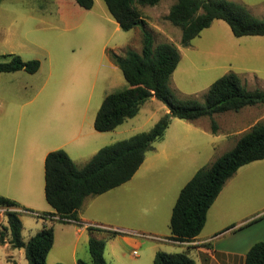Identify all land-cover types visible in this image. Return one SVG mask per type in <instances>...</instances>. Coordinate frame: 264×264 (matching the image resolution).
Wrapping results in <instances>:
<instances>
[{"label":"rangeland","instance_id":"1","mask_svg":"<svg viewBox=\"0 0 264 264\" xmlns=\"http://www.w3.org/2000/svg\"><path fill=\"white\" fill-rule=\"evenodd\" d=\"M232 1L244 4L255 16L264 18V0ZM174 2L161 0L155 6H141L144 24L126 31L113 19L104 0H94L91 9L79 6L74 0H0V55L14 53L25 61H40L39 70L33 74L24 70L0 72L1 195L22 200L27 196L36 206L29 207L31 213H42L49 208L44 194L47 152L63 149L82 167L100 148L148 131L160 118L169 115L167 106L153 97L134 117L114 130L100 132L94 128L105 96L128 86L120 68L111 61L110 53L141 51L143 30L153 34L154 45L168 42L178 47L181 59L170 78V86L181 99L203 103L209 87L230 72L239 75L249 90L264 89V36L236 37L224 21L214 20L190 46L183 47L181 29L167 18ZM168 118L170 123L163 137L154 143L157 149L165 148L157 161L159 168L133 180L127 188L99 198L104 206H91L88 215L97 217L96 220L106 218L109 224L135 226L137 232L146 235L170 236L169 217L181 188L199 169L210 166L230 150L240 134L264 121V103L215 114L218 127L233 132L228 137L214 138L213 142L207 136H186L181 128L187 121ZM196 123L201 128H211L210 117H201ZM77 132L84 136L74 138ZM11 145L15 147V182L8 185L2 176L6 160H11L10 149L5 147ZM147 154L151 156L150 151ZM249 165L241 167L233 184L240 188H233L238 203L247 204L239 206V212L231 214L233 218L251 216V210L264 202V182L246 178L248 173L264 174V161ZM215 207L209 210L205 229L215 221L212 220ZM19 212L23 236L27 237L33 234L40 220L30 212ZM252 216L244 230L264 231V211ZM55 226L57 231L58 227L65 228L57 233L50 255L60 263L72 264L75 257L71 256V243L75 240L76 227L57 221ZM127 235L142 242L141 247L132 243L120 246L124 252L122 259L133 264L144 261L146 246L151 243L161 244L167 252H182L179 245ZM77 256L79 260L90 261L87 244L78 247ZM104 256L109 264H119L108 247ZM23 257L18 264H28Z\"/></svg>","mask_w":264,"mask_h":264},{"label":"trees","instance_id":"2","mask_svg":"<svg viewBox=\"0 0 264 264\" xmlns=\"http://www.w3.org/2000/svg\"><path fill=\"white\" fill-rule=\"evenodd\" d=\"M74 1L85 9L94 6V0ZM160 1L104 0L113 19L126 31L144 24L141 6H155ZM167 18L181 29L183 47L190 46L214 20L224 21L236 37L264 36V18L255 16L247 6L232 0H175ZM110 59L120 68L128 86L103 99L94 121V128L100 132L114 130L134 117L152 97L162 101L172 117L187 121L210 117L213 133L218 130L215 114L237 112L244 107L264 103V89L249 90L234 72L218 78L209 87L203 103L179 98L170 86V78L180 62V51L168 42L154 45L153 34L148 30H143L141 51L129 49L124 55L111 52ZM39 68L37 59L25 61L13 53L0 56V72L24 70L33 74ZM168 116L160 118L148 131L100 148L82 167L63 149L48 152L45 157V197L55 214L77 219V212L86 199L128 182L144 162L146 154L154 150V143L163 137L170 123ZM262 159L264 121L244 132L233 148L210 166L199 169L183 186L172 210L170 237L177 241L197 237L226 182L240 167ZM0 207L7 208V224L0 226V244L9 242L14 249H24L28 264H48L47 256L55 239L53 226L42 228L25 241L20 212L12 209L18 208L19 204L0 195ZM109 233L114 236L120 234ZM88 249L90 261L78 260L76 264H109L104 256L105 240L92 237ZM152 264H195V260L187 252L159 250ZM245 264H264V241L255 243L248 250Z\"/></svg>","mask_w":264,"mask_h":264},{"label":"crops","instance_id":"3","mask_svg":"<svg viewBox=\"0 0 264 264\" xmlns=\"http://www.w3.org/2000/svg\"><path fill=\"white\" fill-rule=\"evenodd\" d=\"M9 54H11V53H9ZM3 55H6V54H2L0 56H3ZM168 112H169V110L167 109V113ZM221 120H223V119H221ZM197 121H198V119L194 120V121H187L188 124L185 127L183 126V128H181V131H183L186 136L193 134L196 138H200L201 136H207V137L213 138V139H211L212 142H213L214 138H220L221 136L228 137L230 135L228 133L233 132V131H231L233 129H231L229 132L228 131L226 132V130H222L221 127L220 128L218 127L217 132L213 133L210 127L201 128L200 126H198L196 123ZM248 126H250V125H248ZM83 136H84L83 133L77 132V134L74 136V138L83 137ZM240 136H241V134H240ZM238 139H239V137L236 139V142ZM8 148L10 149V152H11V156H10L11 160L8 162L6 160L5 171H4V174L2 176V179H4L5 182L8 185H10V184H13L15 182V178H14V150H15V147H14V145L5 147V149H8ZM164 150H165V148H161V147H160V149L154 148V150L150 151L151 156H148V154H146L144 162L142 163L140 168L137 170V172L134 174V176L128 182H126V183H124V184H122V185H120V186H118L112 190H109L103 194H100V195L95 196V197H89L88 199H86V201L83 203L82 207L77 212V219H74V220L79 221V222L99 223V224H103V225H106L109 227H119L125 231L137 232L138 228H136L135 226H132V225L131 226L130 225L124 226L126 224H122V223L109 224L110 222H106V220H107L106 218H101L100 220H96L97 217H93L91 215H88V211H89V208L93 205L95 206V204L104 206V204H101L99 202L101 200L99 198H103L104 196L111 194V192H113L119 188H127L128 186H130L129 184H131V182H133V180H137V179L145 176V174H147L148 172L152 174L154 170L159 168L157 161H159L160 154ZM29 154L30 153L27 154L28 157H29ZM28 157L26 160H28ZM213 157L214 156L210 157V159H212ZM261 161H264V159L258 160V162H261ZM254 162H257V161H254ZM254 162L249 163L251 165L247 164L246 166H248V165L253 166L252 164ZM239 170H241V167L226 182L223 189L221 190V192L217 196L214 204L211 206V208L213 206L214 207L216 206L215 207L216 208L215 209L216 215H215V218L213 217L212 220L215 219V221L209 229H205V228H207L206 226H207L208 221H209V211H208L207 221L205 224L206 226H204L202 232L197 237H195L194 239L189 240V241H177V240L172 239L170 237L171 236L170 235V236L166 237L170 241H164V242L172 244V245H176V246L179 245L178 247H181L180 251L187 252L195 260V264H245V257H246L248 250L255 243H257L259 241H264V231H260L259 233H255L254 231H245L244 228L249 226V224H247V223H249L250 220L252 219V217H254V216H252L253 213H255V215H259L260 213H262L264 211V202L261 205H258L256 208H253L251 210V212H252L251 216L246 217L245 215H247V214H244L243 216H236L234 218L232 217L231 214H233V212L234 213L239 212V210H238L239 206H246L247 205L245 202H242L239 204L238 203L239 198H237L233 192V188L240 189L238 185H233L238 174H239L238 173ZM44 178H45V174H44ZM246 178H247V181L260 182V183L264 182V174L254 175V174L248 173ZM250 184L254 185V183H250ZM250 184L248 183V185H250ZM231 191H232V193H230ZM44 194H45V183H44ZM6 197L13 199L14 201H16L19 204L18 208H12V209H15L17 211L24 210L26 212L31 213L32 211L29 210V207L30 208L36 207L34 200L27 198V196H25L24 200H22L21 198H16V197H11V196H6ZM91 198H92V200H91ZM230 200H231V202L233 201L231 205H230V203H228ZM247 203H249V202H247ZM174 204L172 206V210H173ZM235 204H236V206L234 207ZM229 205H230V207H229ZM25 207H28V209ZM83 207H84V209L82 210ZM47 208H46V210H43L42 213L55 214L54 209L50 205H49V208L48 209ZM211 208L209 210H211ZM6 209H7L6 207H0V226L7 224V218L5 216ZM172 210H171V212H172ZM253 211H255V212H253ZM31 214H34V213H31ZM170 218H171V216L169 217V220H170ZM38 219L40 221H39V224L36 226L35 231L33 232V234H28L27 237L23 236V222H22L23 239L25 241H28L34 234H36L42 228H44L46 226L47 227L53 226L54 234H55V239H54V245H55L57 242V233L59 235V231H64L63 228H65V227H58V231H57V228L55 226V222L57 220L56 221L55 220H44L41 218H38ZM57 222L72 223L73 226L76 227V232L74 234L75 240H73L71 243V245H72L71 256L75 257L74 261L71 262L72 264H76L77 261L79 260L78 258H76V257H79V256H77L78 247H80V245H82V246H84L85 244L88 245L89 240L92 237L105 240L106 241V248L107 247L109 248V250L111 251V256L114 257V259H116V261L119 264H133L132 262H129L127 260L122 259V257H124V252L122 251V249L120 247L121 245L132 243L133 245H136L139 247L142 246L141 241L137 240L134 237H129L127 235L128 233L118 234V235L114 236V235H111L109 233V231H107V230L95 229V228L90 229V228H87L85 226H79L75 222H62V221H57ZM228 227H231V228L227 229ZM169 228H170V222H169ZM146 247H147V257H145V259L142 263L137 262L136 264H150L151 261L153 262L155 253L157 251H159V250L164 251L165 250V248L161 244H158V243H151V244L147 245ZM184 249H186V250L184 251ZM50 252H51V250H50ZM50 252L47 256V263L48 264L59 263L58 262L59 260L54 258L53 255H50L51 254ZM23 256H25L24 249H14L9 242H6L5 244H2V245L0 244V264H18L19 262L22 261V258H24ZM49 256H51V258ZM3 259L5 260V263L3 262Z\"/></svg>","mask_w":264,"mask_h":264},{"label":"built area","instance_id":"4","mask_svg":"<svg viewBox=\"0 0 264 264\" xmlns=\"http://www.w3.org/2000/svg\"><path fill=\"white\" fill-rule=\"evenodd\" d=\"M34 215L38 218L44 219V220H57V221H62V222H75L79 226H85L87 228H95V229H103L107 231H112V232H118L120 234L123 233H128V234H133L138 237H145V238H151L155 240H160V241H170L168 238H163L159 236H150L146 235L144 233H139V232H134V231H125L119 227H109L103 224L99 223H90V222H79L75 221L74 219L67 218V217H60L59 215L55 214H50V213H34Z\"/></svg>","mask_w":264,"mask_h":264},{"label":"water","instance_id":"5","mask_svg":"<svg viewBox=\"0 0 264 264\" xmlns=\"http://www.w3.org/2000/svg\"><path fill=\"white\" fill-rule=\"evenodd\" d=\"M169 117H172V115H171V114H169Z\"/></svg>","mask_w":264,"mask_h":264}]
</instances>
